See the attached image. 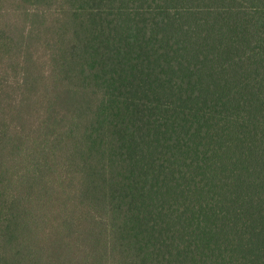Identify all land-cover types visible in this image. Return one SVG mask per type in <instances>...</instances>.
Segmentation results:
<instances>
[{"label": "trees", "instance_id": "trees-1", "mask_svg": "<svg viewBox=\"0 0 264 264\" xmlns=\"http://www.w3.org/2000/svg\"><path fill=\"white\" fill-rule=\"evenodd\" d=\"M0 264H264V0H0Z\"/></svg>", "mask_w": 264, "mask_h": 264}]
</instances>
